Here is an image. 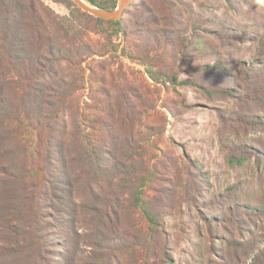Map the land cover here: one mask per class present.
Returning a JSON list of instances; mask_svg holds the SVG:
<instances>
[{
  "label": "rangeland",
  "instance_id": "obj_1",
  "mask_svg": "<svg viewBox=\"0 0 264 264\" xmlns=\"http://www.w3.org/2000/svg\"><path fill=\"white\" fill-rule=\"evenodd\" d=\"M42 1L69 18L66 28L81 29L75 44H62L73 49L71 61L54 63L53 79L64 81L59 90L68 96L54 125L66 126L67 160L75 161L70 133L96 140L106 119L117 171L92 194L90 177L80 174L77 192L88 207L78 211L75 235L57 224L60 190L51 184L40 216L49 221L48 262L254 264L264 257V214L257 213L264 206V0H133L119 25ZM87 47L91 53L79 56ZM7 74L0 96L16 101L20 89L7 84ZM107 103L108 117L101 111ZM45 121L5 120L18 130L15 164L27 171L31 195L47 189L46 132L40 145L37 134ZM123 138L128 148L119 151Z\"/></svg>",
  "mask_w": 264,
  "mask_h": 264
},
{
  "label": "trees",
  "instance_id": "obj_2",
  "mask_svg": "<svg viewBox=\"0 0 264 264\" xmlns=\"http://www.w3.org/2000/svg\"><path fill=\"white\" fill-rule=\"evenodd\" d=\"M52 1L64 3L71 9L75 7L74 11L71 10V15L77 12L82 18L93 20L95 23L117 25L121 23L120 19L106 20L88 14L72 0ZM86 1L109 10L114 9L117 3V0ZM69 21L67 16L55 13L42 0H0V75L5 73H8L7 76L11 75L12 78L6 80L7 84L15 83L20 89L16 95V101L9 96H0V196H4L0 200V217L3 218L0 221V264H50L45 256L48 248L44 241L48 233L49 221L40 216L44 215L45 207L42 197L53 189L51 184L57 185L60 190L57 196V212L62 215L57 224L61 229L73 232L75 235L79 223L78 211L81 212L83 208L88 207L83 197L77 192L80 174L84 173L90 177L85 182L91 194L98 182L117 174L115 150L108 146L114 134L111 126L106 124V119L101 121L100 130H103V134H100L101 136L96 140H92L88 134L80 136V131L75 129L70 133V137L74 135L76 140L73 144L75 161L72 163L67 160L63 143L66 126L60 124L58 129H54V125L58 124V119L66 110L64 101L68 97L62 91L63 89L59 90L64 81L53 79L58 75V69L54 65L62 60L71 61L74 55L73 49H63L62 44L71 47L75 44L74 38L81 31L80 28L79 30L66 28V23ZM56 30L61 32L60 38L58 34L53 35ZM60 41L61 46L58 47ZM76 49L75 53H79L78 48ZM82 53L88 55L91 49L87 47V50L79 53V56ZM81 58H79L80 61ZM3 63L6 64V70L2 68ZM46 79H49L47 85L43 82ZM4 85L5 82H0V91ZM53 85L56 89L52 90L50 88L54 87ZM43 88L50 89L52 93L50 95L56 96L58 105L50 95L47 98L40 97ZM222 90L228 93L233 92L231 88ZM122 104H118V110L123 112ZM110 106L111 104L107 103L101 108L106 117L111 116L108 112L111 109ZM12 118L46 120L37 124L38 145L43 139V133L46 132L42 158L49 174L48 179L44 181L47 189L41 194L39 192L37 195H31L33 185L25 177L27 171L22 165L19 167L15 164L18 130L15 126L7 129L5 122L6 119ZM125 142L126 139L123 138L116 144L119 151L128 148L123 145ZM17 163L22 162L19 159ZM72 165L79 170L77 174L72 172ZM94 207L95 205L91 206V209ZM110 208V204H104L102 211L106 212V209ZM29 213H34V216L29 218ZM257 213L264 214V206ZM63 244L68 246L67 242ZM67 254L68 252L64 256L65 259ZM257 262L264 264V257L258 255L253 263L257 264Z\"/></svg>",
  "mask_w": 264,
  "mask_h": 264
},
{
  "label": "water",
  "instance_id": "obj_3",
  "mask_svg": "<svg viewBox=\"0 0 264 264\" xmlns=\"http://www.w3.org/2000/svg\"><path fill=\"white\" fill-rule=\"evenodd\" d=\"M82 11L95 17L106 20H118L122 16L133 0H120L116 7L112 10L104 9L90 4L86 0H72Z\"/></svg>",
  "mask_w": 264,
  "mask_h": 264
}]
</instances>
